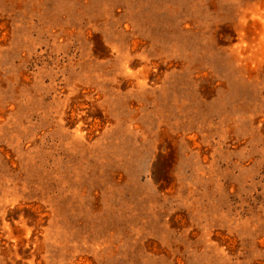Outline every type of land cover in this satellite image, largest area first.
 <instances>
[{"label":"rangeland","instance_id":"1","mask_svg":"<svg viewBox=\"0 0 264 264\" xmlns=\"http://www.w3.org/2000/svg\"><path fill=\"white\" fill-rule=\"evenodd\" d=\"M0 264H264V0H0Z\"/></svg>","mask_w":264,"mask_h":264}]
</instances>
